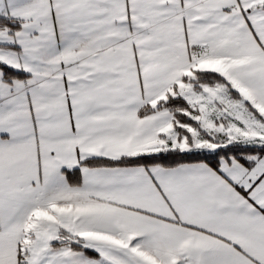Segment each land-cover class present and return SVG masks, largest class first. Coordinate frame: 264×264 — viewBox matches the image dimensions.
I'll use <instances>...</instances> for the list:
<instances>
[{"label":"crops","instance_id":"obj_1","mask_svg":"<svg viewBox=\"0 0 264 264\" xmlns=\"http://www.w3.org/2000/svg\"><path fill=\"white\" fill-rule=\"evenodd\" d=\"M263 6L0 0L17 24L0 29V64L24 74L0 70V264H264V157L216 170L86 164L184 151L168 110H140L191 70L230 86L236 73V92L264 108ZM249 64L255 91L238 76ZM194 93L202 119L205 95ZM61 232L98 257L52 247Z\"/></svg>","mask_w":264,"mask_h":264},{"label":"rangeland","instance_id":"obj_2","mask_svg":"<svg viewBox=\"0 0 264 264\" xmlns=\"http://www.w3.org/2000/svg\"><path fill=\"white\" fill-rule=\"evenodd\" d=\"M196 72L200 71L191 70L186 72L181 80L183 84L180 87L174 85L169 88V92L157 103L158 106L161 102L179 97L190 108L188 111H181V114H183V117L185 116L184 121L188 119L192 122H175V124L173 120L172 136L175 138L177 136V140H179V146L174 144L173 147H179L184 151H188L190 148L199 151H213L217 150L216 148H225L232 145L264 147V108L262 104H258L255 100L245 95V99H242L236 92L238 86L232 79L237 74L235 73V76L229 78L228 81L231 86L226 85L225 79H223V83L214 82L213 85H209L199 81V78L195 74ZM255 72L251 64H249L244 65V69L238 75L239 78H244L243 80L250 87H248L249 89L254 85L257 87V84H259ZM211 89H214V92L213 90L210 91ZM195 90H203L205 95L203 96L205 107L203 106L202 108V119H199L197 115L201 109L197 108V106L200 107V104L199 101L195 100ZM170 113L173 117V113ZM177 130H180L181 134ZM61 233L63 235L59 239L63 240L62 242H66L64 241L66 232ZM78 238H81L80 235L74 237V244L90 250Z\"/></svg>","mask_w":264,"mask_h":264},{"label":"trees","instance_id":"obj_3","mask_svg":"<svg viewBox=\"0 0 264 264\" xmlns=\"http://www.w3.org/2000/svg\"><path fill=\"white\" fill-rule=\"evenodd\" d=\"M264 9V6H263ZM10 28L15 30L17 24L10 22V20L0 17V29ZM0 70L3 71V74L6 77H14L16 79H23L24 74L16 72L2 64H0ZM199 78V81H202L204 84L213 85L215 82L223 83V78L215 73L210 72H196L195 73ZM157 109H168V111L173 113L174 123H190L191 120L184 121L183 114L181 111H188L190 108L188 104L181 98H171L166 102H161L155 109L143 108L140 110V115L144 113H151ZM176 124V123H175ZM178 133L181 134L180 130ZM245 156H257L264 157V147H254V146H244V145H232L225 148H218L214 151H190L184 152L178 149H171L164 153L148 155V156H137L123 158L116 161H107V160H91L86 162L89 166H161L165 168L175 167L180 164H191V163H204L216 170L219 162L223 159H234L245 166H249V163L245 160ZM68 185L71 187H76L80 185V179L77 169L71 171H64ZM69 246V248L75 252H80L86 257L97 258L98 255L90 250L81 248L74 244V241L67 240L66 242H53L52 247L59 246ZM19 264H24L19 262Z\"/></svg>","mask_w":264,"mask_h":264}]
</instances>
